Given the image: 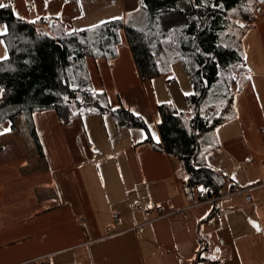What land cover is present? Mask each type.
<instances>
[{"label": "crops", "instance_id": "0c3cea01", "mask_svg": "<svg viewBox=\"0 0 264 264\" xmlns=\"http://www.w3.org/2000/svg\"><path fill=\"white\" fill-rule=\"evenodd\" d=\"M0 3L25 21L46 18L48 31L53 23L91 27L140 6V0ZM259 13L252 39L264 56V4ZM6 30L0 22V60L8 56ZM86 62L111 107L143 117L146 128L120 125L111 112L63 125L55 109L19 114L14 130L10 121L0 124V264H264V64L249 69L234 98L235 116L216 128L219 148L207 154L235 188L196 201L185 194L180 161L162 147L159 131L158 106L173 102L167 83L174 70L142 78L124 29L113 60ZM211 243L219 258L196 261Z\"/></svg>", "mask_w": 264, "mask_h": 264}, {"label": "trees", "instance_id": "16d2710c", "mask_svg": "<svg viewBox=\"0 0 264 264\" xmlns=\"http://www.w3.org/2000/svg\"><path fill=\"white\" fill-rule=\"evenodd\" d=\"M262 4V0H140L125 17L79 30L53 23L50 31L42 26L49 27L46 18L25 21L6 4L0 8L8 50L0 60V124L10 121L14 130L19 114L55 109L63 125L84 114L111 112L120 125L146 128L143 117L123 106L111 107L107 94L94 88L86 62L87 57L113 60L124 29L142 78L168 74L175 62L182 63L193 87L185 95L190 113L172 101L159 104L162 147L179 159L178 174L190 200L217 199L235 186L209 165L212 146L204 150L199 140L235 116V95L250 79L244 37L259 19ZM212 92L220 97L212 100ZM214 212L215 208L209 216ZM201 259L200 253L196 261Z\"/></svg>", "mask_w": 264, "mask_h": 264}, {"label": "rangeland", "instance_id": "374dc122", "mask_svg": "<svg viewBox=\"0 0 264 264\" xmlns=\"http://www.w3.org/2000/svg\"><path fill=\"white\" fill-rule=\"evenodd\" d=\"M257 15H258V18H260V13H257ZM257 20L254 19V25L250 26V28L247 31L246 37H245V46H244L245 47V59H246L248 69H251V68L254 69L255 66L262 67L264 64V56L262 54L260 45L258 42L253 40L254 37L256 40V29L254 26L257 23ZM1 39L5 45L4 39L3 38ZM173 70H174V75L176 77H174V79H172L170 82L167 83L171 87L170 91L173 96V99H172L173 103L176 105V107L180 111H184L189 114L190 107L185 98V94L191 93V91L193 90L192 84L180 61H177L174 63ZM210 96L212 100H216L220 97L217 92L216 93L212 92ZM108 115H109L108 116L109 119L115 120L112 113H108ZM199 141H200L201 146L204 148V150L212 146L211 149L208 151V153L219 148V146L214 147V145L218 143L216 131L210 132V133H204V136H201ZM209 252H210L209 254L208 252L207 254L206 252H203L204 255L202 257L209 256L213 260H217L219 258L218 257L219 255L215 254V246L213 245V243L210 244ZM203 260H206V259L204 258Z\"/></svg>", "mask_w": 264, "mask_h": 264}, {"label": "built area", "instance_id": "2783aa9c", "mask_svg": "<svg viewBox=\"0 0 264 264\" xmlns=\"http://www.w3.org/2000/svg\"><path fill=\"white\" fill-rule=\"evenodd\" d=\"M251 199H252V195L251 194H248L247 195V201H250L251 202ZM113 217H114V220L117 221L119 219V214L118 213H115ZM90 264H93V263H90Z\"/></svg>", "mask_w": 264, "mask_h": 264}, {"label": "snow or ice", "instance_id": "6c2138e0", "mask_svg": "<svg viewBox=\"0 0 264 264\" xmlns=\"http://www.w3.org/2000/svg\"><path fill=\"white\" fill-rule=\"evenodd\" d=\"M262 2H264V0H262ZM8 5L6 4H3V3H0V8H4V7H7Z\"/></svg>", "mask_w": 264, "mask_h": 264}]
</instances>
